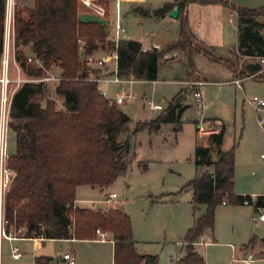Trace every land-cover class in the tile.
<instances>
[{
    "label": "trees",
    "instance_id": "trees-1",
    "mask_svg": "<svg viewBox=\"0 0 264 264\" xmlns=\"http://www.w3.org/2000/svg\"><path fill=\"white\" fill-rule=\"evenodd\" d=\"M187 1L165 2L152 13L163 18L178 6L179 39L192 43L194 37L183 17ZM196 1L208 4L219 0ZM79 11L78 0H31L30 6L15 8L13 60L21 73L30 78L46 76L54 66L59 68L54 92L62 100V108H57L48 94L50 82L22 83L12 94L9 127L15 133L16 149L8 163L16 175L5 199L6 231L23 229L28 238L92 240L96 238L95 230L100 229L110 234L114 242L113 264H159L156 255L137 253L130 218L122 209L102 212L74 206L78 186L106 187L126 171L129 145L127 141L119 142L118 135L130 122L129 116L98 90L97 82L88 79L82 55L107 52L115 44L104 24L80 20ZM4 12L5 0H0V70ZM236 12L234 64L197 46H192L191 53L199 52L210 62L224 64L242 78L262 69L256 57H264V5L237 7ZM182 45L177 42L171 48L188 46ZM116 51L119 77L156 80L162 51L143 52L141 44L131 39L120 40ZM240 58H253L255 62L238 72L234 65ZM183 101L181 89L157 117L140 123L138 128L156 132L161 125L171 123L179 130L180 117L187 106ZM206 127L213 131L204 145H195L196 173L183 186L192 190L193 211L200 205L206 209L194 218L183 237L184 256L172 264H205L193 244L205 230H213L216 207L223 200L240 204L243 198H251L234 194L235 145L227 151L222 149L226 126L212 120ZM203 167L211 169L202 170ZM256 205H264V195L256 198ZM34 261L47 264L50 258L35 257Z\"/></svg>",
    "mask_w": 264,
    "mask_h": 264
},
{
    "label": "rangeland",
    "instance_id": "rangeland-1",
    "mask_svg": "<svg viewBox=\"0 0 264 264\" xmlns=\"http://www.w3.org/2000/svg\"><path fill=\"white\" fill-rule=\"evenodd\" d=\"M16 2V7L31 5V0H16ZM226 2L220 0L208 3L214 6L208 9L198 7L192 33L202 48L213 56L220 58L216 56V53H219L217 55L224 54L222 59L235 62L237 15L229 6H225L224 10L223 6ZM232 3L242 7L257 8L264 5V0H232ZM159 5L158 2H152L150 7L155 8ZM218 7H221L223 11ZM78 10H80L81 20L99 21L107 27L108 33L113 36V29L109 23H113L115 18L114 2L109 3L107 20L99 19L95 14L82 9L79 2ZM164 38L165 42L161 44L159 51H162L163 54H172L177 51V55H174L173 59L170 58L169 62L161 61L159 63L157 82L142 81L133 84H116L112 81L98 82V88L107 98L120 92L131 93L134 96L133 100H126L118 107L120 111L130 117L126 130L118 135V140H126L129 145L126 158L127 169L106 187L83 185L75 191L79 207L102 212L112 204H105L107 196L116 193L117 198L114 202L122 204L128 214L133 239L134 237L141 239L150 237L149 228L154 226L155 217L166 214L167 209L159 207L160 205L152 203L153 201L166 196H176L181 201H187L191 196L192 190L189 187H181L195 176L196 169L193 163L195 145L206 143L207 138L196 131L200 126L207 129L206 126L212 120H215V124L222 122L226 126L222 143L223 150H229L241 136L247 139L251 138L254 142L260 141L261 149L257 150L256 161L260 166V162H263L259 155L260 153L264 155V132L262 131V127L264 129V108L258 109L253 99L264 101V76L259 74L256 77L243 78L238 85L224 64L210 62L201 53H191L192 46H196L195 42L188 43L185 39L180 41L178 30L168 29ZM177 42H181L182 47L188 46L172 49L171 47ZM12 50L10 47L8 54V78L10 80L7 85L8 95L15 89L14 80L18 77V71L13 64ZM26 54L30 56L29 51H26ZM253 62H255L253 58H240L234 68L239 72L244 65ZM55 68V66L52 67L46 75L57 78ZM194 73L200 74L201 80H193ZM107 78H112V75ZM171 80L177 82H171ZM182 81H187V83ZM198 81H203V83L199 86L194 85ZM56 84V80L50 81L47 88L50 98L54 99L57 108H60L61 99L54 92ZM180 89H183V102L187 106L181 114L179 130L175 129L177 125L171 123L161 125L156 132L138 128L140 121L157 117L165 109L167 101ZM195 89H199L201 92V102H196L193 97ZM148 100H153L158 105V109L149 108ZM259 121L262 124L259 125ZM7 141L8 152L13 155L16 145L14 134L10 128ZM206 169L210 170L211 168H202V170ZM258 174L262 179L259 187L264 190L262 166L260 173L257 170ZM114 206L118 207L119 205L114 204ZM156 210L158 211L157 216ZM252 216L253 209L251 207L233 203L220 204L216 207L214 228L205 230L203 233L205 241L211 243L194 246L204 258L205 264H245L243 258L249 253L255 257V261L251 264H264V257L260 254L263 247L261 239L264 237V221H253ZM19 232H21L20 235H24L23 229L17 233ZM158 232L162 233L160 230ZM108 238H111L110 234H106L105 239ZM167 239H170L168 234ZM45 243L41 251L36 250L31 241L3 240L0 247V264H35L34 257L41 255L53 259V262L49 264H57V259L64 251L63 246H67L68 243L57 240H48ZM11 246L18 247L22 254L20 259L12 258ZM161 248H163L160 256L161 262L169 264L170 257L175 254V245L168 240L166 245L156 247L157 251H160ZM98 264H102L101 258ZM103 264H106L105 260H103Z\"/></svg>",
    "mask_w": 264,
    "mask_h": 264
},
{
    "label": "crops",
    "instance_id": "crops-1",
    "mask_svg": "<svg viewBox=\"0 0 264 264\" xmlns=\"http://www.w3.org/2000/svg\"><path fill=\"white\" fill-rule=\"evenodd\" d=\"M105 1H106L105 3H106L107 8L109 7V3L111 1L114 2L115 9H116V5L119 7V13H120V17H121L120 19H121V22L125 28L127 39L135 40V41L139 42L141 45L142 44H146V45L147 44H157L159 46V49H157V50H160L161 44L165 42L164 36L167 35V30L171 29V28L178 30V28H179V21L177 19L170 18L168 16V14H166L163 18H157L152 13L153 10H155L156 8L161 6L163 3L171 2L172 0H117V1L116 0H105ZM151 1L152 2H158V3H160V5L158 7L152 8V7H150V4L152 3ZM222 1H227L225 3V5L223 6L224 10H225V6H229L230 8H233L235 10L237 7H242L241 5H234L232 3V0H222ZM198 7L202 8V9H208V8H212L214 6H212V4H201L196 0H188L186 5H185L183 17L187 21L189 31L194 37L195 45L198 48L205 50L202 48L201 44L199 43V41L197 40L195 35L192 33L193 26H195L194 24L196 23V14H197ZM218 8H219V10L223 11V9L221 7H218ZM79 13H80V11H79ZM79 13H78V17H79ZM79 19H80V17H79ZM96 22H99V21H96ZM108 36L112 37L109 33H108ZM236 44H237V39H236ZM103 52L104 51H98V52H95L94 55L99 56ZM197 53H199V52H197ZM217 54H219V53H216V56H218L220 58L224 57V54H220V55H217ZM174 55L175 56L177 55V51L173 52L172 54L164 53L163 58L162 57L159 58L156 80L148 81V82L155 83L158 81L159 63L161 61L169 62L171 59H173ZM231 63L234 64V61H231ZM113 68H114L113 63H110V64H105L101 68H94L93 71L97 76H106L107 77V76H110L112 74ZM55 69L57 72L56 76L58 77L60 74V70L57 67ZM229 70H230L232 76L234 77V80L236 78H241L240 76H235L231 69H229ZM196 76H198V77H196ZM132 78L133 77H130V79H132ZM198 79L201 80V75L198 73H194L193 80H198ZM142 81H145V80H135L134 79L133 82H126V83L133 84L134 82H142ZM171 82H177V81L171 80ZM182 82L187 83V81H182ZM200 82L203 83V81H200ZM16 89L17 88H15V90ZM98 90L100 91L99 88H98ZM120 93H122V92H120ZM120 93H118V94H120ZM115 96L108 98V99H114ZM133 99H134V96L130 100H133ZM167 103H168V101H167ZM118 107H119V105H118ZM60 108H62V100H61ZM151 120H153V119H151ZM145 121H150V120H145ZM145 121H140L138 123V126L140 123H143ZM259 125H260V123H259ZM200 127H202V131H197V132H198V134L205 136V138H207L208 134L213 131L212 129L208 130V128L204 129L203 126H200ZM262 131L264 132L263 127H262ZM12 132H13L14 137H15L14 131H12ZM118 141L124 142L126 140H122V141L118 140ZM259 145H261L260 141L254 142L253 139H251V138L247 139V138L241 136V138L235 144V151H234V180H233L234 181V194L243 195V196L248 195L252 198V201H253L252 204L243 205V206L251 207L253 209V215L256 212V198L260 195H264V190L259 187V183L261 182L262 179L260 178L259 174L257 175V170H259V173H260L261 166H262L263 173H264V158L262 157L263 153H260V155H259V158L263 161V162H260L261 166L258 165V163L256 161L257 150L259 151L261 149V147ZM257 148H259V149H257ZM224 151H227V150H224ZM195 169H196V167H195ZM206 170H209V169H206ZM79 187H81V186H78L76 188V190ZM181 188H183V187H181ZM107 198H108V196H107ZM115 199L111 200L108 203H105V204L112 203L111 204L112 206L110 205V206L106 207V209L115 208L114 204H117V205H119L118 208L122 209L125 212L122 204L114 202ZM191 199H192V192H191V196L187 199V201H183V200L181 201L180 199L176 198V196H166V197H160L156 201L152 202V203L159 204L160 205L159 207L166 208L167 212H166V214H164L161 217H155L154 226H152V227L150 226V228H149V230L151 231L150 237H148L147 239H141V238H135L134 237L135 248H136V251L138 254L156 255L158 257V263L159 264H165L164 262H161V258H160V256L162 255L161 251H163V248H161L160 251H157L158 249H156V247H162V246L166 245L168 240H169V242H172L175 245V249H174L175 254L173 257H170L171 259H170L169 264H172L174 261H176V260H178L184 256V254H185L184 246L186 243L184 242L183 237L186 234L187 230L192 226L194 218L204 214L205 209H206V207L204 205H200V206H197L196 209L193 211ZM77 203L78 202L75 200V202H74L75 207L86 208V207H79L77 205ZM225 205H227V204H225ZM237 205H242V204L240 203ZM157 215H158V211L156 210V216ZM159 230L162 231V233L158 232ZM21 232H23V231H21ZM21 232L17 233V237L14 240H12L11 242L23 241V240L31 241V242H33L34 248L36 250L42 251L43 247L46 244L45 243L46 241L54 240V239L28 238V237H24V235H20ZM167 234L169 235L170 239H167ZM151 236H155V237H151ZM263 239H264V237L261 239L263 247L260 250V254L263 255V257H264ZM2 241H1V243H2ZM57 241L68 243L67 246H63L64 251L62 252V255L71 250L70 252L73 253L74 258H75V264H98V261L100 260V258H101L102 264H103V260L106 261V264H113V245H114V242L111 238L101 240V239L97 238V236H96V238L92 239V240L62 239V240H57ZM209 243H211V242H206L204 239V236H202L199 239V241L195 242L193 245L194 246H200V245H205V244H209ZM151 245H155V246H151ZM0 247H1V245H0ZM83 247H85V248L83 249ZM194 248L196 250V247H194ZM42 254H44V253H42ZM62 255H60L59 258L57 259V261H56L57 264H65V262L62 260ZM21 257H22V254H21L20 258ZM38 257H46V256L41 255ZM20 258H18V259H20ZM18 259H15V260H18ZM52 262H53V259L50 258V261L47 264L52 263ZM35 264H37V263L35 262Z\"/></svg>",
    "mask_w": 264,
    "mask_h": 264
},
{
    "label": "built area",
    "instance_id": "built-area-1",
    "mask_svg": "<svg viewBox=\"0 0 264 264\" xmlns=\"http://www.w3.org/2000/svg\"><path fill=\"white\" fill-rule=\"evenodd\" d=\"M117 1V0H116ZM79 4L82 6V9H86L88 12L93 13L96 15L97 18L102 20H107L109 16V10L106 7L105 0H78ZM16 0H5V12H4V31H3V54H2V62H1V74H0V245L2 240H9L12 241L17 237V232L13 231H6L7 220L5 218V199L6 195L10 191L13 181L15 178V171L9 166V158L11 155L8 152V130H9V108L11 97L14 90L8 95L7 93V85L10 83L8 78V54L10 51V47L13 49V37H14V13L16 7ZM236 15L237 12L235 9H232ZM119 13V7L116 5L115 9V18L114 22H110V27L113 29V36L109 37V39L114 42L115 48L109 50L107 52H103L99 56H95L94 54H83L82 60L85 65L88 67V79L95 82H102V81H112L114 83H126V82H133L134 79L130 78H121L117 74V51L116 47L120 40L127 39V35L125 32V28L121 22ZM152 49H159L157 44H142L141 50L143 52L150 51ZM13 51V50H12ZM80 53H83V44L79 46ZM6 55V56H5ZM31 58H28L30 61ZM256 61L262 66V69L255 72L254 74L247 75L246 77H256L257 75L261 74L264 76V57H256ZM113 63V71H112V78H107L106 76H97L93 69L94 68H101L105 64ZM13 64L18 71V77L14 80L16 83L17 88L20 84L26 82H50L53 80H58L59 78L53 76H43L39 78H30L21 73L20 68L13 60ZM243 78H236L234 82L236 84H240ZM202 82H195L196 86H199ZM193 97L196 102L202 101L201 92L199 89H195L193 91ZM133 98V95L130 93H120L115 96L114 99H111L113 103L116 105H120L125 100H130ZM256 107L258 109L264 108V101L259 100L257 98L253 99ZM147 105L149 108L155 110L158 109V105L155 104L152 100L147 101ZM262 124L261 121H259ZM199 131H202V127H199ZM264 158V155H262ZM117 198L116 193H111L108 195V198L105 199V203L110 202L111 200ZM252 198H243L241 200L242 205H250L252 204ZM227 200L222 201V205L227 204ZM253 221H264V205L257 206L256 205V212L252 216ZM96 236H99V239L104 240L106 237V232L101 231L100 229L95 230ZM35 239H43V238H35ZM11 255L12 258L18 259L21 256V252L19 251L18 247L12 246L11 247ZM62 260L65 264H75V258L72 252H67L62 255ZM255 261V257L252 254H247L245 258H243V262L245 264H250Z\"/></svg>",
    "mask_w": 264,
    "mask_h": 264
},
{
    "label": "water",
    "instance_id": "water-1",
    "mask_svg": "<svg viewBox=\"0 0 264 264\" xmlns=\"http://www.w3.org/2000/svg\"><path fill=\"white\" fill-rule=\"evenodd\" d=\"M179 7L178 6H176V7H174L169 13H168V16L170 17V18H172V19H177V17H178V13H179ZM196 77H198V76H196ZM263 242H264V239H263Z\"/></svg>",
    "mask_w": 264,
    "mask_h": 264
}]
</instances>
